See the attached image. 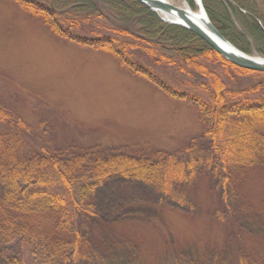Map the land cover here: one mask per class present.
Wrapping results in <instances>:
<instances>
[{"label":"rangeland","instance_id":"obj_1","mask_svg":"<svg viewBox=\"0 0 264 264\" xmlns=\"http://www.w3.org/2000/svg\"><path fill=\"white\" fill-rule=\"evenodd\" d=\"M167 1L198 9L187 0ZM206 2L230 44L264 59V0ZM152 68L176 85L172 71ZM18 97L29 100L20 104ZM0 106L23 108L32 130L58 148L100 144L141 158L180 153L196 160L194 178L179 188L185 206L155 186L107 180L92 199L96 221L80 225L90 250L72 264H264V162L225 184L206 162V144L185 152L204 129L196 107L168 97L109 53L57 36L42 16L13 0H0ZM21 251L18 238L1 241L0 264H14Z\"/></svg>","mask_w":264,"mask_h":264},{"label":"trees","instance_id":"obj_2","mask_svg":"<svg viewBox=\"0 0 264 264\" xmlns=\"http://www.w3.org/2000/svg\"><path fill=\"white\" fill-rule=\"evenodd\" d=\"M13 1L42 16L57 36L109 53L168 97L196 107L204 129L187 142L185 152L200 149L201 141L206 144V162L224 174L225 184L264 162V73L236 67L196 35L164 23L136 0ZM201 1L211 23L226 37L206 0ZM187 2L195 9L192 0ZM152 66L172 71L176 85ZM250 76L262 80L241 82ZM17 100L24 104L29 99ZM15 108L0 106V189L5 190L0 242L19 239L22 251L14 264L78 262L92 244L80 225L96 221L92 199L111 178L155 186L177 205L187 204L179 188L196 174L192 154L188 159L180 153L150 159L108 151L100 144L58 148L32 130L23 108Z\"/></svg>","mask_w":264,"mask_h":264},{"label":"water","instance_id":"obj_3","mask_svg":"<svg viewBox=\"0 0 264 264\" xmlns=\"http://www.w3.org/2000/svg\"><path fill=\"white\" fill-rule=\"evenodd\" d=\"M138 3L149 9L164 23L180 26L190 31L201 39L208 47L220 55L229 63L236 67L264 73V59L249 57L238 51L230 44L211 23L201 0H193L196 7L201 13L202 24L193 22L185 17V11L182 7H175L167 0H136ZM162 14V15H160ZM162 16L172 18L174 21L165 20ZM227 43L239 54H234L225 49L220 43Z\"/></svg>","mask_w":264,"mask_h":264},{"label":"bare ground","instance_id":"obj_4","mask_svg":"<svg viewBox=\"0 0 264 264\" xmlns=\"http://www.w3.org/2000/svg\"><path fill=\"white\" fill-rule=\"evenodd\" d=\"M183 10L185 11V17L193 22H196L198 24H202V19H201V13L199 11V9H197V11H192L191 9H189L188 7H182ZM162 15V14H160ZM163 19L165 20H170V21H174L172 18H168V17H165V16H162ZM225 49H227L228 51H230L231 53H234V54H239L238 51L234 50L230 45H228L227 43H220Z\"/></svg>","mask_w":264,"mask_h":264}]
</instances>
